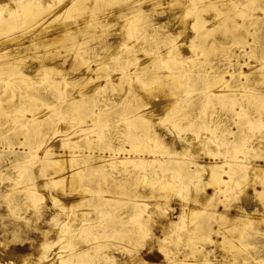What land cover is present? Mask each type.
Listing matches in <instances>:
<instances>
[{
  "label": "rangeland",
  "instance_id": "obj_1",
  "mask_svg": "<svg viewBox=\"0 0 264 264\" xmlns=\"http://www.w3.org/2000/svg\"><path fill=\"white\" fill-rule=\"evenodd\" d=\"M68 1L71 0L33 3L45 15ZM80 1L81 8L60 16L61 20L71 21L72 29L70 36L63 34L58 46H39L36 51L32 43L30 48L25 47L27 44L16 45L25 36H30L28 40L39 36H34L39 32L37 21L33 26L0 33V39H6L0 40V263L264 264V208L254 195V188L264 187V174L256 177L251 168L245 174L243 166L264 163L254 156L259 150L264 151V107H260L264 105V77L257 71L259 66L264 70V0H205L208 8L200 11L198 17L193 12L195 3L188 4L189 0H183L187 2L184 8L172 0H157L162 5H155L151 12L147 11L151 0ZM136 1L146 9L145 17L121 29L120 24L127 18L118 16L119 8ZM17 4L21 5L19 0H0V10L4 9L1 15L13 17L9 10ZM19 10L17 7L14 13L20 14ZM87 20L91 27L79 28ZM203 20L205 24L201 25ZM251 21L254 22L250 24ZM216 22L220 25L214 26ZM247 29L254 33L247 34ZM200 40L207 43L206 47L197 43ZM70 41L77 42L76 46L69 47ZM214 41L211 46L209 43ZM170 48L177 58H166ZM17 50L20 53L13 54ZM46 52L54 58L40 63L39 56ZM11 54L17 58L8 67L1 66L5 61L2 58ZM53 63L57 64L50 66ZM41 64L49 67L37 71ZM91 66L102 69L87 71ZM168 71L176 72L174 77L182 82L168 86V91L176 92L177 104L166 111L153 109L155 102L168 99L155 94L150 99L142 81ZM170 78L173 79L165 77V81L170 82ZM218 82L224 85V93H220ZM150 108L155 113L150 122L134 120L135 113ZM34 117L36 121L31 120ZM134 134L141 141L130 142ZM131 145L136 149L135 165H103V171L115 175V181H102L110 191L93 182L104 178L101 169L95 171L92 181L88 175L89 180L81 183L92 186L82 193L52 182V171L70 163H82L79 166L83 165V173L89 174L101 162L98 157L89 156L92 151L97 154L103 148L110 151L128 147L132 152ZM48 147L81 156L73 157V162L52 165L45 158ZM206 149L217 156L204 154ZM141 155L147 157L141 159L144 162L137 160ZM211 159L234 161L232 169L236 167L238 171L234 172V179L240 183L232 180L228 184L232 188L224 186L210 199L205 191L213 193L214 188L204 187L211 176L204 164ZM125 167L131 173L120 172L127 174L122 182L119 171ZM137 171L140 175L142 172L139 179L135 177ZM143 175L151 176L157 183L140 181ZM223 177L230 176L224 173ZM171 179L172 183L165 186ZM118 183H123L122 193L117 192ZM76 197L87 202L78 206L65 202ZM107 198L111 204L104 203ZM140 199L145 203L134 204ZM183 203L200 211L196 222L191 223V215L181 221ZM220 212L228 213L229 220L236 215L244 220L246 216L245 221L251 220V224L231 221L242 224L241 230L245 228L231 234L223 228L225 218L219 216ZM223 231L242 248L239 257L225 253L221 244L212 241L223 240ZM44 243L47 247L42 258L40 247ZM68 255L72 256L67 260Z\"/></svg>",
  "mask_w": 264,
  "mask_h": 264
},
{
  "label": "bare ground",
  "instance_id": "obj_2",
  "mask_svg": "<svg viewBox=\"0 0 264 264\" xmlns=\"http://www.w3.org/2000/svg\"><path fill=\"white\" fill-rule=\"evenodd\" d=\"M18 1V0H17ZM86 1H88V0H86ZM97 1V0H96ZM141 1V0H140ZM142 1H146V0H142ZM141 1V2H142ZM177 2L178 4H180L181 5V7H183V5H185L186 6V4L185 3H187V2H183V0H172L171 2ZM55 2V1H54ZM81 1L80 0H71V1H68L63 7H61V8H59L57 11H55L54 13L52 12L51 14L49 13V14H45V15H42V12H39V5H35L34 3H33V0H22V2L19 0V3H21V5L19 6V4H17L16 5V7H10V13H13V17H3L2 15H1V13H0V33H7L8 31H11V30H14V29H17V28H22V27H25L26 28V26H30V25H32L33 24V22L35 23V21H37L38 22V25H39V32H37L36 34H34V36L35 35H39L38 37H34V39H30V40H28V38H30V36L28 37V36H25L24 38H20L21 39V41H19L18 43H16V45H18L19 43L20 44H22V45H24V44H27L28 46H25L26 48H30V43H32V46H34L35 47V50L37 51V50H39L38 49V47L39 46H43L44 48H49V46H53V45H57V43L59 42V40H63L64 38H62V36H63V34H65V35H69L70 36V34H71V29H72V27L70 26V23H71V21L70 20H68L67 18L65 19V20H61L60 19V16L62 15V14H64V15H70L71 13H73V11L74 10H77V9H79V8H81L80 6H78V4L80 3ZM41 3V2H40ZM153 3V4H152ZM189 3H195V5H196V7L193 9L194 11V13L197 15V17L199 16L198 15V13L200 12V11H202V10H205V9H207L208 8V5H209V3H206L205 2V0H189L188 1V4ZM211 3V2H210ZM214 3V2H213ZM217 3V2H216ZM37 4V3H36ZM42 4V3H41ZM109 5H111L112 3H108ZM212 4V3H211ZM80 5V4H79ZM139 5H140V2L139 1H136V3H131L130 5H128V6H124L123 8L121 7V8H119L120 10H118L119 12H120V14H119V12H117L119 15V17H126L127 19H125L126 21H125V23H121L120 24V27H121V29H123V28H125V27H129L131 24H132V21H135L136 19H142V18H144L145 17V12H147V11H150L151 12V10L152 11H155V5H159V6H161L162 4L161 3H159V1H157V0H151V4H147L148 6H149V10L147 9V11H146V9L144 10L143 8H141V7H139ZM215 5V4H214ZM212 6V8L213 7H215V6ZM245 5V4H244ZM49 6V5H48ZM151 6V7H150ZM190 6V5H189ZM20 8V10L19 11H21V13L20 14H17V13H14V12H17L16 11V8ZM44 7H45V5H44ZM210 7V6H209ZM153 8H154V10H153ZM184 8V7H183ZM1 9V8H0ZM95 9H101V8H99V7H96ZM190 9H191V7H190ZM211 9V8H210ZM218 8H217V6H216V8L214 9V10H217ZM237 9V8H236ZM40 10H41V8H40ZM188 10H189V8H188ZM187 11V10H186ZM219 11V12H218ZM217 12L220 14V13H222L220 10H218ZM0 12H4V9L3 10H0ZM242 13H243V15H246V14H244V12L243 11H241ZM187 13V12H186ZM147 14V13H146ZM239 14V13H238ZM48 18H47V17ZM248 16H251V15H248ZM247 17V16H246ZM46 18H47V20H46ZM249 18H251V17H249ZM98 19V18H97ZM198 19V18H197ZM45 21V22H44ZM74 21V20H73ZM114 21V20H113ZM196 21V20H195ZM205 21L206 20H203V22L201 21V25L202 24H205ZM89 21L87 20V21H84V23H81L78 27L79 28H81V27H87V28H90L91 27V23H88ZM112 22V21H111ZM111 22H108V23H111ZM254 21H251V23L250 24H252ZM37 24V23H36ZM198 24V23H197ZM199 24V25H200ZM127 25V26H126ZM218 25H220V24H218ZM217 25V22H216V25H214V26H218ZM33 26V25H32ZM132 27V26H131ZM52 29H56L54 32H52V33H49ZM74 29V28H73ZM38 31V30H37ZM47 31V32H46ZM202 32H204V34H202ZM201 32V34L204 36L205 35V31H202ZM225 32V31H224ZM224 32H222V33H224ZM253 32V31H252ZM251 32V30L250 29H247V34L249 33V34H251L252 33ZM254 33V32H253ZM40 35H42V36H40ZM200 35V34H199ZM201 35V36H202ZM222 35H226V34H222ZM33 35H31V37H32ZM59 36H61V37H59ZM11 37H12V35H11ZM15 35L12 37V39H15ZM71 37H73V36H71ZM196 37H198L197 35L195 36V38ZM200 37V36H199ZM5 38V37H4ZM67 38V37H66ZM0 40H2V39H0ZM32 40V41H31ZM203 40V39H202ZM3 41H6V39H3L2 40V42ZM67 41V40H66ZM252 42V41H251ZM197 43H201L200 44V46H202V47H206V45H207V43L205 42V41H201L200 40V42H197ZM196 42H195V44L196 45H198ZM69 44H70V46L69 47H71V46H73V45H75V44H77V42H75V41H70L69 42ZM209 44H211V46L213 45V44H215V41L214 42H210ZM3 45V44H2ZM15 45V46H16ZM59 45V44H58ZM57 45V46H58ZM195 45V46H196ZM19 46H21V45H19ZM76 46V45H75ZM200 46H197L198 47V49H200ZM8 48H10V47H7V49ZM16 48H19V47H16ZM58 48V47H57ZM75 48V47H74ZM74 48H73V50H74ZM208 48V47H207ZM14 49H15V47H14ZM68 49V45H67V47H66V50ZM75 49H77L78 50V48H75ZM110 48H107V50H109ZM195 49V48H194ZM197 49V48H196ZM197 49V50H198ZM203 49V48H202ZM202 49H200V50H202ZM19 50H20V48H19ZM19 50H17V51H15L16 53H13V54H18V53H20V51ZM71 49L69 48V51H70ZM173 48H170V50L168 49L167 50V55L170 53H172V55H168V56H166V58H168V59H174V58H177V55H174V52H173ZM200 50H199V52H200ZM205 50V49H204ZM2 50H0V52H1ZM46 51V50H45ZM48 51V50H47ZM68 51V52H69ZM7 51H5L4 53H6ZM10 52V51H9ZM18 52V53H17ZM39 52V51H38ZM49 52V51H48ZM57 52V51H56ZM67 52V51H66ZM71 52V51H70ZM198 52V51H197ZM2 53V52H1ZM47 53V52H46ZM59 53L60 52H58V55H59ZM202 53H203V51H202ZM56 54V53H55ZM54 54V55H55ZM10 55V54H9ZM0 56H2V54L0 55ZM170 57V58H169ZM17 58V56L16 57H13V55L11 54V57H6V56H4L3 58H2V60H4L5 59V61L4 62H1L3 65H1V66H3V67H8V64L10 63V61H13V60H15ZM53 59L54 57H53V55L52 54H49V53H47V54H45L44 53V56L43 57H41V56H39V58H38V60L40 61V63H45V61H47L48 59ZM157 58H158V56H157ZM165 57H163V58H159L160 60L159 61H163V60H161V59H164ZM155 59H156V57H155ZM179 59V58H178ZM1 60V61H2ZM157 60V59H156ZM77 61V60H76ZM164 61H166V59L164 60ZM63 62H65V59H64V61ZM78 62V61H77ZM85 62V61H84ZM100 62H102V63H104V61H100ZM54 64H57V63H53V64H51L50 66H53ZM88 66H90V64L89 65H87V67ZM42 67H44L45 69H46V67H49L48 66V64H45V65H40L38 68H36L37 69V71H39V70H41L42 69ZM257 67V66H256ZM255 67V68H256ZM41 68V69H40ZM251 68V67H250ZM255 68H254V66H253V69L255 70ZM99 69H102V67H97V68H93L92 66L91 67H89V68H87V71H89V70H99ZM253 69H251V70H253ZM257 69V68H256ZM263 68L261 67V66H259V68H258V72L260 73V76L261 77H264V70H262ZM250 70V71H251ZM244 72V71H243ZM246 72V71H245ZM244 72V73H245ZM249 72V71H248ZM246 74H247V72H246ZM176 75V72H174V71H168L167 73H165L164 75H154V76H152V78H150L149 80L148 79H146V80H143L142 82H144V87L143 88H145L144 90L146 91V93H147V95H149V96H152V95H160L161 96V98L162 97H165L166 99H168L167 101H161V102H159L160 100H162V99H160L159 101H157V102H153L154 104H153V109H163V110H170L171 108L173 109V107H175V105L177 104L176 102V98H174V97H176V92L174 91H168V86H171V85H175V86H177L176 84H180V83H182V82H179L178 81V79H177V77H174ZM248 75V74H247ZM173 77V79L172 78H170L169 79V81L170 82H168V81H165V77ZM179 76V75H178ZM179 78V77H178ZM220 83L221 82H223V79H222V81H219ZM219 82L217 83L218 85H219ZM227 83V82H226ZM209 84H211V85H213L214 86V84H212V82L211 83H209ZM227 85V84H226ZM224 85L222 84V85H219V91H220V93L221 92H223V89H222V87H223ZM221 87V88H220ZM171 88H173V87H171ZM177 88V87H176ZM175 90V89H174ZM226 91V90H225ZM224 91V92H225ZM223 92V93H224ZM174 94V96L172 97V95ZM153 97H155V96H152V97H149L150 99L151 98H153ZM159 97V96H158ZM170 97V98H169ZM147 98H148V96H147ZM170 99V100H169ZM154 101H155V99H154ZM261 108H263L264 107V105L262 104L261 106H260ZM153 109H149L148 111L146 110V111H142V112H138V113H135V116H133V118H134V120L136 119V120H141V121H144V122H150V119H151V116H153L155 113H153L152 112V110ZM264 110V109H263ZM157 111H160V110H157ZM147 113H150V115H147ZM156 114H157V112H156ZM129 116V115H128ZM131 118V117H130ZM130 118H128V120L130 119ZM31 120H33V121H36L37 120V118L36 117H34V118H32ZM133 120V121H134ZM126 121V120H125ZM131 121H132V119H131ZM126 122H128V121H126ZM91 130V129H90ZM90 130H89V132H90ZM147 130H149V129H147ZM147 130H146V132H147ZM88 132V131H87ZM88 134V133H87ZM132 136V135H131ZM130 136V137H131ZM129 137V138H130ZM148 137V136H147ZM155 137V136H154ZM206 137H208V136H206ZM128 138V137H127ZM128 138V139H129ZM140 138V136L138 135H133L131 138H130V142L132 141V142H134V141H136V140H140L139 139ZM202 138V137H201ZM147 139V138H146ZM208 139V138H207ZM152 140H153V138H152ZM154 140H156V139H154ZM202 140L204 141V138H202ZM206 140V139H205ZM141 141V140H140ZM137 142V141H136ZM132 144V143H131ZM134 144V143H133ZM216 144V143H215ZM139 146V145H138ZM137 147V146H136ZM131 148H132V145H131ZM138 148V147H137ZM46 149V151H45V158H47L48 160H49V163H51L52 165L53 164H57V163H59V162H61V163H64V161H68V160H70V162L72 161V159H73V157H78V156H81V154L79 153V154H77V153H74V152H71L70 154H68V153H66V151H64L63 153H61V152H58L57 150H55L54 149V147H48V148H45ZM112 150H110V148L108 149V150H110V151H105L106 149L105 148H103V150H101V152H99V153H93V151L92 152H90L89 153V156H93V157H98L99 159H101V162L98 164V166H95V168H93V169H95V170H93L92 168V171L90 170V172H92V173H90V172H88L86 169V171L89 173V174H87V175H85L84 173H86V172H84L83 173V165H81V166H79L80 164H82V163H80V162H78L79 164H74V163H70L69 164V166H67V167H62V168H64V169H61V170H57V169H55V170H53L52 171V182H54L55 181V183H57L59 186H61V187H63L64 188V184H66V187L68 188H70V190H79L80 189V193H82V191L84 190V191H86V190H88V189H90L91 187L90 186H85V184L83 185V186H81V183H83V182H85V180L86 179H88L89 180V177H90V180L92 181L93 179V176H95V171H96V173H98V171H100L99 169H101V171L100 172H102L103 174H104V178H102L101 180H97V178H96V180L95 181H93L94 183H97L99 186L98 187H100V188H102L103 189V187L105 188V189H107L106 191H110V189L108 188V186H105L104 184V182H102V181H111V180H116V179H114L115 177V175H114V172H111V171H103L104 169H103V165L104 164H106V166L107 167H109L110 166V164L115 168V167H117V166H115V165H117V164H125L126 166H127V164L129 163V162H131L132 163V165L134 164L135 165V163L133 162L134 160H136V158H137V156H134L135 154H133V151H134V149L132 150V152H131V149L130 148H128V147H124V148H118V149H116V150H114L113 148H111ZM258 149V148H257ZM136 150V149H135ZM201 150V149H200ZM140 151V150H139ZM137 151H135L134 153H136ZM141 152V151H140ZM139 152V153H140ZM199 152V151H198ZM200 152H202V151H200ZM139 153H138V155H139ZM204 153V152H203ZM218 153V152H217ZM223 153V152H222ZM156 153H154V155H155ZM204 154H206V155H208V156H213V155H215V156H217L216 155V152L214 153V152H211V151H209V149H206V152L204 153ZM219 155L218 156H220V153H218ZM150 155H152V154H150ZM140 156V155H139ZM142 156V155H141ZM214 156V157H215ZM251 156V155H250ZM255 158L257 159V160H260V161H264V151H262V150H259L255 155ZM143 157H145V155H143L142 157H140V159H137V160H141V159H143ZM213 157V158H214ZM139 158V157H138ZM145 158H147V157H145ZM155 158V157H154ZM157 158V157H156ZM47 159H46V162H47ZM216 159V158H215ZM205 160V164H204V166L206 167V169L209 171H211V176L210 177H207V180H205V183H204V187H206V186H208V185H210V186H212L213 188H214V192L213 193H209V192H207V191H205V196L207 197V198H213L214 197V195H216V194H218L219 192H221L222 190V188H224V186H226V187H231L230 185H228V184H231V182H232V180L234 181V182H239L240 183V181H239V179H238V181H236L235 179H234V172H236L235 170L236 169H234V168H236V167H234L233 169H232V165H233V163H234V161H230V160H226L225 161V163L226 164H228V167H230V168H228V167H225V163H223V162H221L220 160L218 161V160ZM227 159V158H226ZM144 160H146V159H144ZM155 160V159H154ZM247 160V159H246ZM142 161V160H141ZM140 161V162H141ZM73 162V161H72ZM85 163H89V162H87V161H84ZM139 162V161H138ZM142 162H144V161H142ZM233 162V163H232ZM237 162V161H236ZM242 163V161H239V163ZM115 163V164H114ZM131 163H129V164H131ZM200 163V162H199ZM247 163V162H246ZM250 164L251 165H248V164H244L243 163V166L244 167H246V171H244L245 172V174H247V172L250 170V168H251V173H253L254 174V176H258L259 174H264V163H257V162H250ZM64 165V164H63ZM89 165V164H88ZM95 165V164H94ZM97 165V164H96ZM241 165V164H240ZM50 167V169H53V167H51V165L49 166ZM49 167L47 166L45 169L47 170V169H49ZM94 167V166H93ZM106 167V168H107ZM65 168H66V170H65ZM89 168H90V166H89ZM88 169V168H87ZM131 169V168H130ZM245 169V168H244ZM248 169V170H247ZM116 170H117V168H116ZM139 170V169H138ZM129 170H128V168L127 167H125L124 168V170L122 171H119V173L120 172H122V173H125V172H127V173H131V172H128ZM131 171V170H130ZM140 171H142V168H141V170ZM242 172H243V168H242V170H241ZM133 172V171H132ZM143 172H144V170H143ZM145 172H146V170H145ZM238 172V171H237ZM236 172V173H237ZM241 172V173H242ZM102 173H99L100 175L102 174ZM118 173V172H117ZM134 173V172H133ZM137 173H138V171H137ZM149 173V172H148ZM224 173H228L229 174V178L228 179H225L224 177H223V174ZM88 175H90V176H88ZM93 175V176H92ZM131 175V174H130ZM136 176L135 177H137L136 179H139L140 177H141V175H142V172H141V175H140V173H138V174H135ZM140 175V177H138ZM102 176V175H101ZM100 176V177H101ZM120 176H121V178H122V182H125V180L127 179V174H125V176L123 175V174H121L120 173ZM132 176V175H131ZM144 177H143V179H141L140 181H143V182H152V184L154 185L155 183H157V180H154V178H152L151 176H149V175H143ZM243 176V175H242ZM245 176V175H244ZM253 176V175H252ZM252 176H251V178H252ZM88 177V178H87ZM103 177V176H102ZM135 177H131V179H135ZM239 177H241V175L239 176ZM246 177V176H245ZM119 178V177H118ZM117 178V179H118ZM129 178V177H128ZM238 178V177H237ZM100 179V178H99ZM241 179V178H240ZM256 179V178H255ZM254 179V180H255ZM88 180H87V182H88ZM119 180H120V178H119ZM245 180V179H244ZM256 180H259V179H256ZM90 181V182H91ZM128 181V180H127ZM247 181V180H246ZM260 181H261V179H260ZM249 182V181H248ZM262 182H263V184H264V180H262ZM93 183V184H94ZM170 183H172V179L171 180H168L167 182H165L164 183V185L166 186V185H168V184H170ZM56 184V185H57ZM97 184H95V185H97ZM63 185V186H62ZM92 185V184H91ZM118 185V186H117ZM116 185V187H118V189H119V191H117V192H120V193H122V190H120L121 189V186L123 185V183H121V184H117ZM162 185V184H161ZM183 185H184V183H183ZM94 186V185H93ZM163 186V185H162ZM186 186V185H185ZM66 187H65V190H66ZM96 187V186H95ZM184 187V186H183ZM204 187H202V188H204ZM59 188V187H58ZM63 188H61V189H63ZM158 188V187H157ZM170 188V187H169ZM232 188V187H231ZM231 188H230V190H231ZM205 189V188H204ZM227 189V188H226ZM59 190H60V188H59ZM221 190V191H220ZM227 190H229V189H227ZM64 191V190H63ZM83 191V192H84ZM223 191H225V190H223ZM225 192H227V191H225ZM254 195L255 196H258L259 197V203L261 202V206H263V208H264V187H263V189L261 188V190L260 189H257V188H254ZM112 196V195H111ZM117 196V195H116ZM115 196V197H116ZM183 196V195H182ZM143 197H145L144 195H143ZM150 197V196H149ZM120 198H121V196H120ZM147 199V198H146ZM62 200V199H61ZM65 200V199H64ZM89 200V199H88ZM138 200H139V198H138ZM141 201H135L134 202V204H136V205H140V204H142V203H145V201L143 202L142 200L143 199H140ZM58 201V200H57ZM68 202L69 203V205L71 206V205H73V206H78V204H81V203H83V202H87V199H82V198H80V197H76V198H74V199H71V200H65V202ZM160 201V200H159ZM62 202V204H63V201H61ZM225 202V201H224ZM104 203H108V204H111L112 203V200L110 199V198H107L106 200H105V202ZM155 204V203H154ZM68 205V204H67ZM191 205H186V203H183V207H182V210H183V212L181 213L182 214V219H181V221H186L187 220V217H189L190 215H191V218H190V221H191V223H194V222H196L195 220L198 218V216H199V213H200V211L198 210V211H195V210H193V208H191L190 207ZM193 206V205H192ZM190 209V213L191 214H188V210ZM195 209V208H194ZM188 211V212H187ZM221 213V212H220ZM219 213V214H220ZM221 214H223V215H221ZM219 216H221V218H225V220L223 221V226H221V227H223V228H227L228 229V231L232 234V233H236L237 231L238 232H240V231H242L243 230V228H242V230H241V226H242V224H233V223H235L236 221H238V220H243L242 218H241V215H236L237 216V218L236 217H234L232 220H231V218H230V220H229V216L227 217V214L228 213H225V212H223V213H221ZM245 216V215H244ZM249 217V216H248ZM252 217V216H251ZM251 217L249 218V219H251ZM219 218V217H218ZM218 218H216L217 220H218ZM243 218H245L246 219V216L245 217H243ZM258 218V217H257ZM245 219L242 221V223H244L243 225H247V223L248 222H250L249 220H246L245 221ZM231 221H235V222H231ZM253 221V220H252ZM239 222V221H238ZM186 223V222H185ZM250 224H251V222H250ZM249 224V225H250ZM221 225H222V223H221ZM224 229V230H225ZM244 230H245V228H244ZM217 231H220V230H218L217 229ZM226 231V230H225ZM221 232V231H220ZM102 233V232H101ZM218 233V232H217ZM223 233V240H220V239H212V241L213 242H215L216 244H221V249L225 252V253H228V252H232L236 257H239V255H240V253H241V251H242V248H240V246H238L237 244H235V243H233L232 241H230V237H229V234H227V233H224V231L222 232ZM243 233V232H242ZM241 233V234H242ZM121 234V233H120ZM123 234V233H122ZM240 234V233H239ZM101 235V234H100ZM103 235H104V233H103ZM124 235V237L126 236V234H123ZM122 235V236H123ZM134 235V234H133ZM243 235V234H242ZM127 236H128V234H127ZM126 236V237H127ZM135 236H137V234L135 235ZM135 236H133V237H135ZM138 236H140V234L138 235ZM141 236H142V234H141ZM140 236V237H141ZM166 237H167V235H166ZM240 237H241V235H240ZM239 237V238H240ZM162 240H163V238H161ZM167 240V239H166ZM45 247H47V245L44 243V244H42L41 245V247H40V249H41V251L43 252H41L42 253V255H41V257L42 258H44L45 257V254H44V251H45ZM199 250V249H198ZM71 252V251H70ZM72 255H68L67 256V260H68V258H70ZM21 257H23V256H20V258ZM63 260H66V259H63ZM210 261V260H209ZM65 261H63L62 263H64ZM70 262V261H69ZM192 262V261H191ZM195 262V261H194ZM75 263V262H74ZM196 263V262H195ZM1 264V263H0ZM14 264V263H13ZM92 264V263H91ZM149 264H151V263H149ZM189 264H193V263H190L189 262ZM197 264V263H196ZM199 264V263H198Z\"/></svg>",
  "mask_w": 264,
  "mask_h": 264
}]
</instances>
